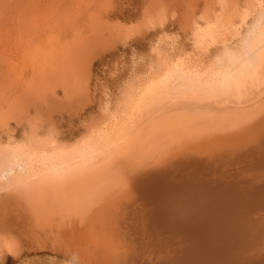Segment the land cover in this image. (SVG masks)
Segmentation results:
<instances>
[{"label": "bare ground", "instance_id": "6f19581e", "mask_svg": "<svg viewBox=\"0 0 264 264\" xmlns=\"http://www.w3.org/2000/svg\"><path fill=\"white\" fill-rule=\"evenodd\" d=\"M250 23L235 58L208 71L169 66L118 125L69 148L0 147V254L12 246L62 264H246L264 254V8ZM226 36L205 26L195 42ZM144 134L156 141L139 153ZM260 255L249 260L264 264Z\"/></svg>", "mask_w": 264, "mask_h": 264}, {"label": "rangeland", "instance_id": "374dc122", "mask_svg": "<svg viewBox=\"0 0 264 264\" xmlns=\"http://www.w3.org/2000/svg\"><path fill=\"white\" fill-rule=\"evenodd\" d=\"M258 1L0 0V147L69 148L120 124L135 92L169 66L208 71L235 58L244 31L264 8V0ZM204 25L226 34L228 42H195ZM149 138L144 134L139 153L155 143ZM108 174L106 183L114 186L119 180ZM36 232L26 237L34 246L42 239ZM0 264L62 261L44 253L16 256L11 246L0 254Z\"/></svg>", "mask_w": 264, "mask_h": 264}]
</instances>
